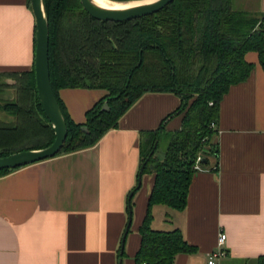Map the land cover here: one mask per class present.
I'll use <instances>...</instances> for the list:
<instances>
[{"label": "crops", "instance_id": "1", "mask_svg": "<svg viewBox=\"0 0 264 264\" xmlns=\"http://www.w3.org/2000/svg\"><path fill=\"white\" fill-rule=\"evenodd\" d=\"M250 1L243 11L264 12V0L256 7ZM34 53L30 0H0L3 98L15 97L18 82L10 75L34 70ZM245 61L253 65L249 77L220 101L218 157L208 156V165L194 174L185 209H151L153 230L178 229L195 248L177 255L174 264H207L221 233L226 256L217 264H256L264 256V70L256 52L246 53ZM105 95L99 89L58 91L75 124H84L86 112ZM179 106L175 94H145L95 146L0 177V264H118L128 196L139 171L140 134L157 130ZM182 119L183 114L169 119L162 138L178 131ZM153 183V175H143L133 196L121 264H135Z\"/></svg>", "mask_w": 264, "mask_h": 264}, {"label": "trees", "instance_id": "2", "mask_svg": "<svg viewBox=\"0 0 264 264\" xmlns=\"http://www.w3.org/2000/svg\"><path fill=\"white\" fill-rule=\"evenodd\" d=\"M42 4L49 29L50 83L67 125L64 145L55 157L95 146L143 95H177L179 108L157 130L139 137L141 177L151 174L154 183L134 263L174 264L177 255L194 253L178 229L151 228V209L160 205L183 211L197 157L201 169L208 165V156L218 157L220 101L232 85L249 77L253 65L245 61L246 53L256 52L264 70V12L253 15L234 9L233 0H174L154 15L107 22L89 16L79 0ZM13 75L18 82L13 99L1 96L6 85L0 86V115L14 118L0 119V157L46 148L54 141L38 102L34 70ZM60 89H99L106 95L86 112L84 124H75L58 97ZM105 103L109 111H102ZM179 114L181 128L167 133L169 142L160 161L155 153L166 134L164 124ZM11 171H0V177ZM139 189L135 186L127 201L131 218L132 199ZM124 257V251L118 253V262ZM256 264H264V256Z\"/></svg>", "mask_w": 264, "mask_h": 264}, {"label": "water", "instance_id": "3", "mask_svg": "<svg viewBox=\"0 0 264 264\" xmlns=\"http://www.w3.org/2000/svg\"><path fill=\"white\" fill-rule=\"evenodd\" d=\"M111 1V0H109ZM174 0H142L137 5L126 8H107L99 5L94 0H79L83 10L92 18L107 22H124L141 17L154 15L171 4ZM115 2V1H112ZM123 3V2H117ZM125 2L123 4H127ZM31 8L35 17V53H34V81L37 98L41 110L51 125L54 132L53 143L42 149L21 151L11 155L0 157V171L16 170L34 163L42 162L54 158L61 151L66 136L67 125L63 113L58 105L56 97L51 87L49 75V29L48 21L43 9L42 0H30ZM102 111H109L105 103ZM87 132L86 128H82ZM144 164L140 167L137 176L136 189L141 186V175ZM132 193L128 196L131 199ZM131 212L128 216L127 225L123 232L119 253H123L126 236L131 224ZM121 264V261H119Z\"/></svg>", "mask_w": 264, "mask_h": 264}, {"label": "rangeland", "instance_id": "4", "mask_svg": "<svg viewBox=\"0 0 264 264\" xmlns=\"http://www.w3.org/2000/svg\"><path fill=\"white\" fill-rule=\"evenodd\" d=\"M244 2H245V0H233V8L234 9H240V10L247 9L246 8L247 6H246V4H244ZM250 4L256 7V6H258L259 2L257 3V0H252V1H250ZM0 116L4 122H11L14 119L13 117L6 115V114H1ZM168 142H169L168 137H163L159 142L155 156L157 158H159L160 160L164 156V151L166 149ZM157 222H158V219H156V222L154 221V224L156 225Z\"/></svg>", "mask_w": 264, "mask_h": 264}, {"label": "built area", "instance_id": "5", "mask_svg": "<svg viewBox=\"0 0 264 264\" xmlns=\"http://www.w3.org/2000/svg\"><path fill=\"white\" fill-rule=\"evenodd\" d=\"M200 162H201V157L199 156L197 157L196 163H195L196 171L202 170L199 165ZM225 240H226V235L224 233L219 234L215 251L209 254L207 264H217L218 260L226 256V252L224 249Z\"/></svg>", "mask_w": 264, "mask_h": 264}, {"label": "bare ground", "instance_id": "6", "mask_svg": "<svg viewBox=\"0 0 264 264\" xmlns=\"http://www.w3.org/2000/svg\"><path fill=\"white\" fill-rule=\"evenodd\" d=\"M94 1L103 7L113 8V9L131 7L140 3V2H129L127 4H123V3L112 2L109 0H94Z\"/></svg>", "mask_w": 264, "mask_h": 264}]
</instances>
